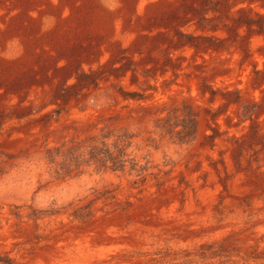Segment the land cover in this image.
<instances>
[{
	"label": "rangeland",
	"instance_id": "obj_1",
	"mask_svg": "<svg viewBox=\"0 0 264 264\" xmlns=\"http://www.w3.org/2000/svg\"><path fill=\"white\" fill-rule=\"evenodd\" d=\"M0 264H264V0H0Z\"/></svg>",
	"mask_w": 264,
	"mask_h": 264
},
{
	"label": "trees",
	"instance_id": "obj_2",
	"mask_svg": "<svg viewBox=\"0 0 264 264\" xmlns=\"http://www.w3.org/2000/svg\"><path fill=\"white\" fill-rule=\"evenodd\" d=\"M176 112L183 116V129L176 134L185 140L191 138L195 133L196 116L187 106ZM176 112L174 114H176ZM172 117V116H171ZM177 118V115L174 116ZM169 121V120H164ZM171 124L163 125L168 128ZM173 127V126H172ZM131 135L122 133L117 135L113 143H110L111 135H103L100 140L90 139V143L83 142L71 146H60L50 148L46 152V161L49 165L55 166V173L59 178L71 177L73 173L80 172L81 167L95 166L98 171L124 172L128 167L131 170L138 168V163L132 157L129 149L132 141ZM144 170L143 167L138 171Z\"/></svg>",
	"mask_w": 264,
	"mask_h": 264
}]
</instances>
